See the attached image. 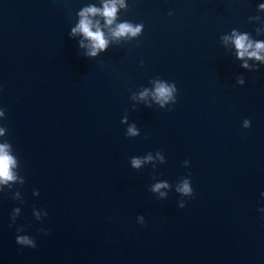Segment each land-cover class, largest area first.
<instances>
[{
	"label": "water",
	"instance_id": "obj_1",
	"mask_svg": "<svg viewBox=\"0 0 264 264\" xmlns=\"http://www.w3.org/2000/svg\"><path fill=\"white\" fill-rule=\"evenodd\" d=\"M103 4L0 0V143L25 179L0 185V264H264V62L243 67L223 39L264 42V0H124L117 22L141 32L113 38L97 15L109 45L88 58L71 29ZM157 80L176 83L175 104L154 98Z\"/></svg>",
	"mask_w": 264,
	"mask_h": 264
},
{
	"label": "clouds",
	"instance_id": "obj_2",
	"mask_svg": "<svg viewBox=\"0 0 264 264\" xmlns=\"http://www.w3.org/2000/svg\"><path fill=\"white\" fill-rule=\"evenodd\" d=\"M118 6L125 7L124 0H104L102 8H98L93 5L85 7L79 12V23L76 27L71 29L70 35L75 36L76 34L80 33L83 35L85 40L89 41L87 45H85L84 40L80 41V47L87 49V51L83 53L85 57L95 58L101 52H104L108 49L109 41L106 39L105 33L102 31L101 23L99 20L93 19V17H96L97 15L104 18L105 26L115 25V27H110L113 38L119 39L121 37H135L141 32L142 25L140 24L133 25L127 21L119 23L117 22ZM259 8L264 9V4L259 5ZM223 39L225 41L231 40L234 43L238 58L244 60V64L242 65L243 67H248V62L244 59L245 57L249 59L255 58L256 60L264 62V42H253L247 33L239 34L235 29H233L231 36H225ZM141 64H143V61H141ZM238 83L242 85L245 83L243 76L238 79ZM177 90L178 88L176 83L169 85L165 82L157 80L155 81V91L153 92V96L161 105L170 99L173 100L175 104L177 97H175L173 93L177 92ZM139 95L141 99H144V97L148 95V90L145 89ZM148 107H151V105H148ZM2 115H4V112L0 110V116ZM126 120L127 118L125 117V120L122 122H126ZM243 126L245 128L251 127V120L245 119ZM4 130L5 129L3 127H0V136L3 135ZM139 135L140 131L137 129L135 124H132L128 127L126 136L136 137ZM11 147V142L8 140H6L4 143H0V185L6 186L8 190L13 189L18 179L21 184L25 183V179L20 176L19 165L17 163L18 157L12 154ZM160 152H162V150H157V156L159 157L160 162L166 163L165 156H160ZM152 160L153 157L151 152H149L146 156H132L130 158V163L132 168L139 170L142 168L143 164L146 162H151ZM183 163L187 166L190 165V161L188 160H185ZM152 166L154 168L156 167V165ZM167 187H169L167 182H157L154 185L149 186V191L152 193H159V199L166 198L167 193L160 192V189ZM175 190L181 195V197L193 196L194 188L192 186L190 175L186 178H181L180 182L176 185ZM0 192H3V190H0ZM33 194L39 195V190L34 189ZM17 195H19V193H17ZM178 203L180 208L186 207V201L184 199H181ZM19 211V208L14 209L15 214H18ZM261 211H264V209H261ZM15 214L12 217L13 223H15ZM36 215L39 218V213ZM45 215H48V213H45ZM144 222V217L140 216L139 223L143 224ZM22 230V228L17 229L18 232ZM40 231L45 235L48 234L46 229H40ZM16 242L21 246L31 248L37 247L36 240L28 235L17 236Z\"/></svg>",
	"mask_w": 264,
	"mask_h": 264
}]
</instances>
